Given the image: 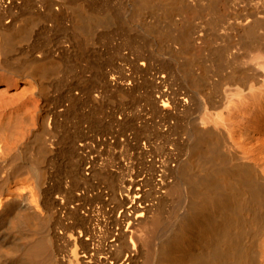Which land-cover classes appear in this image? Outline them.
Segmentation results:
<instances>
[{
    "label": "bare ground",
    "instance_id": "obj_1",
    "mask_svg": "<svg viewBox=\"0 0 264 264\" xmlns=\"http://www.w3.org/2000/svg\"><path fill=\"white\" fill-rule=\"evenodd\" d=\"M0 74V264H264V0H0Z\"/></svg>",
    "mask_w": 264,
    "mask_h": 264
},
{
    "label": "rangeland",
    "instance_id": "obj_2",
    "mask_svg": "<svg viewBox=\"0 0 264 264\" xmlns=\"http://www.w3.org/2000/svg\"><path fill=\"white\" fill-rule=\"evenodd\" d=\"M5 78V79H4ZM4 80V81H3ZM12 81V79L8 76H1L0 74V100H5L6 99L8 100L9 98H11L12 96H9V95H12L13 94V89H8L5 85L7 82L10 84ZM4 83V84H3ZM14 83V82H13ZM8 84V85H9ZM12 84V83H11ZM1 85H2V88H1ZM4 86V87H3ZM6 87V88H5ZM6 92V93H5Z\"/></svg>",
    "mask_w": 264,
    "mask_h": 264
}]
</instances>
